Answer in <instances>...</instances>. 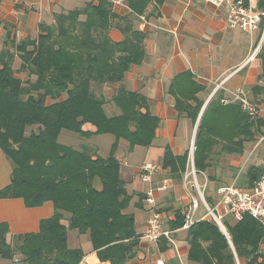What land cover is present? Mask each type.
I'll return each instance as SVG.
<instances>
[{
    "label": "trees",
    "instance_id": "obj_1",
    "mask_svg": "<svg viewBox=\"0 0 264 264\" xmlns=\"http://www.w3.org/2000/svg\"><path fill=\"white\" fill-rule=\"evenodd\" d=\"M127 1L135 14L148 2ZM115 19L123 23V38L118 42L108 36L110 27L119 26ZM144 37L133 28L130 16L118 17L109 0H97L55 14L51 24L40 27L36 38L17 43V68L12 65L15 55L9 49L0 51V149L11 165L10 181L0 189V198H21L27 207L46 201L54 206L37 232L10 234L7 223L0 222V258L15 264H78L87 252L68 247L70 230L88 235V253L95 251L101 264H125L136 256L140 235L134 214L127 210L132 194L120 177V162L113 151L101 157L86 145L61 144L58 136L62 130L82 137L110 133L116 140H126L129 149L151 143L159 119L141 111L145 96L120 85L108 99L119 113H107V100L100 89L105 83L121 82L131 65L142 62ZM259 52L262 83L252 87L258 96L264 95L262 47ZM201 88L189 71L174 76L169 86L176 110L193 121L202 104L190 107L187 100L194 99ZM261 126L264 119L250 116L239 102L223 104L220 95L211 99L195 133L196 170L210 166L216 147L220 152L239 153L243 142L253 139ZM167 153L162 167L175 171L177 164L184 170L187 152L180 157ZM263 170L252 165L246 175L252 182ZM96 179L99 189L94 186ZM183 221L178 214L170 228L180 227ZM223 225L229 238L212 219L195 220L186 229L187 260L194 264H242V260L262 264L257 260L264 241L261 223L245 213L238 221L225 218ZM159 243L161 249L168 245L164 238Z\"/></svg>",
    "mask_w": 264,
    "mask_h": 264
},
{
    "label": "crops",
    "instance_id": "obj_2",
    "mask_svg": "<svg viewBox=\"0 0 264 264\" xmlns=\"http://www.w3.org/2000/svg\"><path fill=\"white\" fill-rule=\"evenodd\" d=\"M89 1L97 2L0 0V51L9 49L15 55L12 65L17 68L20 61L15 51L17 43L36 38L40 27L51 24L55 14L82 7ZM109 1L112 3V11L118 17L130 16L133 28L145 34V54L141 63L130 66L121 82L105 83L101 86V93L107 100L104 108L107 113H119V109L108 99L122 85L126 90L145 96L146 106L141 111L158 117L159 123L149 145H135L131 149L128 148L126 140H116L110 133L82 137L62 130L58 142L74 148L86 145L101 157H106L113 151V155L120 162V177L125 182L128 193L132 194L127 210L134 214L135 230L141 236L146 220L153 211L161 213L168 227H171L178 214H183L188 204L182 184L187 160L184 170L176 164L177 170L170 171L163 168L162 163L165 152L174 157L183 156L187 152V159L190 155L193 158L197 125L211 99L220 95L228 103H240L238 98H245L256 106L257 116L264 119V95H255L252 89L257 83H262L259 81L262 58L260 52L250 57L258 32L247 33L230 28L225 18V6H216L202 0H148L142 11L135 14L127 0ZM248 1L255 11L264 9V0ZM114 23L119 26L110 27L108 36L112 41L118 42L123 38V23L117 19ZM188 71L192 81L202 87L193 94L194 99L187 100L190 107H194L197 102L202 104L194 121L190 115L176 110L174 94L169 91L174 76ZM211 158L213 161L210 166L197 173L198 180L206 183L205 195L209 200H214V190L220 185L244 188L251 186L255 180L250 182L247 177L248 168L252 165L264 167V126L259 128L253 139L243 142L239 153L220 152L216 147ZM145 163L158 165L150 182L142 181L138 175L140 167ZM10 174V162L0 149V189L9 183ZM163 184L166 188L158 189ZM94 186L97 189L101 187L98 179ZM151 186L157 188L154 190V205H148L144 201L145 191ZM53 212L54 206L50 201L40 206L27 207L21 198H0V222L7 223L10 234L37 232L40 221L50 217ZM203 213L198 211L196 220L205 219ZM172 230L174 246L167 241V247L161 249L160 240L148 242L139 239L136 256L125 264H156L158 259L165 264H194L186 258V229L178 227ZM224 232L228 237L226 229ZM68 234L69 231L68 247H81L88 254L89 264H101L95 251L88 253L90 244L87 234L77 233V241L74 240L72 245L68 243ZM260 250L261 256L257 260L261 263L264 242L260 245ZM0 264L15 263L0 258ZM242 264H245L244 260Z\"/></svg>",
    "mask_w": 264,
    "mask_h": 264
},
{
    "label": "built area",
    "instance_id": "obj_3",
    "mask_svg": "<svg viewBox=\"0 0 264 264\" xmlns=\"http://www.w3.org/2000/svg\"><path fill=\"white\" fill-rule=\"evenodd\" d=\"M216 6H225V18L230 28H236L243 32H258V37L254 49L250 55L257 54L264 43V9L255 11L251 8L248 0H202ZM241 107L250 115L258 114V109L250 104L245 98H238ZM221 102L228 103L227 99H221ZM193 147V144L190 146ZM158 168L157 164L145 163L138 172L139 178L144 182L152 180L153 172ZM196 170L192 156H188L187 169L183 176V188L188 198V204L183 211V224L179 227L187 229L197 218V212L203 207V217L212 219L224 232L223 220L231 218L238 221L243 214L247 213L257 219L263 227L264 238V170L260 177L254 183L247 187L235 185H220L214 190L215 198L209 203L205 199L206 183L200 182L197 178ZM166 185H161L158 189H165ZM157 188L149 187L145 191L144 201L148 205H154V190ZM173 230L165 225L161 213L153 211L146 220L145 230L140 239L148 242L166 239L172 246L175 245L172 237ZM225 233V232H224ZM227 236V235H226ZM264 242V241H263ZM88 254L85 255L78 264H89L87 262ZM156 264H165L161 259L156 260ZM262 264H264V251L262 255Z\"/></svg>",
    "mask_w": 264,
    "mask_h": 264
},
{
    "label": "rangeland",
    "instance_id": "obj_4",
    "mask_svg": "<svg viewBox=\"0 0 264 264\" xmlns=\"http://www.w3.org/2000/svg\"><path fill=\"white\" fill-rule=\"evenodd\" d=\"M78 8H80V7H78ZM21 75V77H26L27 75H24L23 73H21L20 74ZM72 133H74L75 134V132H72ZM205 198H206V200H207V197H206V195H205ZM208 201V200H207ZM202 212H204V209H203V207H200V209H199V213H202ZM77 232L76 231H74V230H70L69 231V234H68V243H69V245H72V243H74V240L75 241H77Z\"/></svg>",
    "mask_w": 264,
    "mask_h": 264
},
{
    "label": "bare ground",
    "instance_id": "obj_5",
    "mask_svg": "<svg viewBox=\"0 0 264 264\" xmlns=\"http://www.w3.org/2000/svg\"><path fill=\"white\" fill-rule=\"evenodd\" d=\"M221 229V228H220ZM222 230V229H221ZM225 234V233H224Z\"/></svg>",
    "mask_w": 264,
    "mask_h": 264
}]
</instances>
